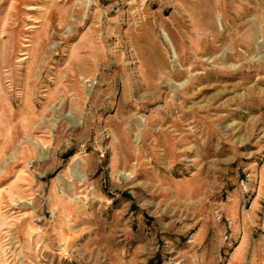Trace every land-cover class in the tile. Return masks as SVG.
<instances>
[{
  "label": "rangeland",
  "instance_id": "obj_1",
  "mask_svg": "<svg viewBox=\"0 0 264 264\" xmlns=\"http://www.w3.org/2000/svg\"><path fill=\"white\" fill-rule=\"evenodd\" d=\"M0 264H264V0H0Z\"/></svg>",
  "mask_w": 264,
  "mask_h": 264
},
{
  "label": "bare ground",
  "instance_id": "obj_2",
  "mask_svg": "<svg viewBox=\"0 0 264 264\" xmlns=\"http://www.w3.org/2000/svg\"><path fill=\"white\" fill-rule=\"evenodd\" d=\"M210 7H211V6H210ZM249 31H252V28H251ZM162 34H163V36H164V38H165V41H166L167 44H168L169 51H170L171 54L174 55V57H175V55H176V51H175V48H174V45H173L172 40L169 38V36L167 35V33H166L164 30H162ZM224 37H225V36H224ZM257 42H258V41H257ZM8 195L10 196L11 194L9 193Z\"/></svg>",
  "mask_w": 264,
  "mask_h": 264
}]
</instances>
